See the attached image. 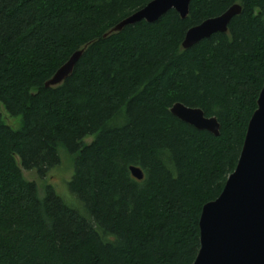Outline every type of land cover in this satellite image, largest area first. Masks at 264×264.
Wrapping results in <instances>:
<instances>
[{
  "label": "trees",
  "instance_id": "1",
  "mask_svg": "<svg viewBox=\"0 0 264 264\" xmlns=\"http://www.w3.org/2000/svg\"><path fill=\"white\" fill-rule=\"evenodd\" d=\"M149 1L0 0V103L21 116L14 129L0 114V264L194 261L201 206L234 170L264 83V0H191L185 19L171 9L103 37ZM234 3L226 33L181 48L188 27ZM175 102L215 116L220 134L175 118ZM60 150L66 196L41 195L21 168L44 178Z\"/></svg>",
  "mask_w": 264,
  "mask_h": 264
},
{
  "label": "water",
  "instance_id": "2",
  "mask_svg": "<svg viewBox=\"0 0 264 264\" xmlns=\"http://www.w3.org/2000/svg\"><path fill=\"white\" fill-rule=\"evenodd\" d=\"M190 1L150 0L112 26L103 37L139 21L155 22L171 9L185 19ZM241 9L240 4L234 3L222 13L188 27L181 48L188 49L217 32L226 33L231 19L239 15ZM85 47L67 57L44 82V87L61 83L72 72ZM255 102L234 170L225 179L219 195L201 206L199 249L190 264H264V83ZM169 111L196 130H206L214 136L220 134L217 118L207 117L201 108L175 102ZM129 171L134 179L143 178L138 166L130 165Z\"/></svg>",
  "mask_w": 264,
  "mask_h": 264
},
{
  "label": "rangeland",
  "instance_id": "3",
  "mask_svg": "<svg viewBox=\"0 0 264 264\" xmlns=\"http://www.w3.org/2000/svg\"><path fill=\"white\" fill-rule=\"evenodd\" d=\"M0 114L2 116L3 121L6 123V125L11 126L14 129H19L21 127V116H12L6 110L3 108V106L0 103ZM93 136L87 137L85 140L88 142L91 141ZM65 155V156H64ZM60 157L62 163L59 164V166L54 168L55 170L49 172L46 174L44 178L36 175L37 173L34 170H25L21 168L22 170V176L29 181H34L37 185V188L39 190V193L42 195L44 193V189L46 186H50L55 188V190L58 192L57 189H60L63 194H65L64 190V182L69 180L70 173L72 172V165L70 162L69 156L67 157L65 152L60 150ZM66 196V194H65ZM67 203H71L70 199L65 200Z\"/></svg>",
  "mask_w": 264,
  "mask_h": 264
}]
</instances>
